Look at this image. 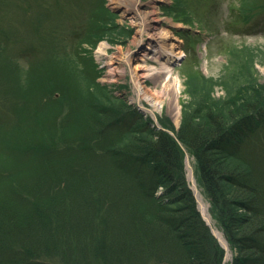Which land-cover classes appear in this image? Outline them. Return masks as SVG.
<instances>
[{
    "label": "trees",
    "instance_id": "16d2710c",
    "mask_svg": "<svg viewBox=\"0 0 264 264\" xmlns=\"http://www.w3.org/2000/svg\"><path fill=\"white\" fill-rule=\"evenodd\" d=\"M208 87L202 97L188 87L177 135L199 154L198 182L232 264H264V99L240 87L217 107ZM42 114L25 125L15 166L38 173L23 182L14 167L0 170V264L222 263L177 140L138 123L133 137L104 127L92 145V136L73 144L46 131L54 115ZM231 149L236 162L222 153Z\"/></svg>",
    "mask_w": 264,
    "mask_h": 264
},
{
    "label": "rangeland",
    "instance_id": "374dc122",
    "mask_svg": "<svg viewBox=\"0 0 264 264\" xmlns=\"http://www.w3.org/2000/svg\"><path fill=\"white\" fill-rule=\"evenodd\" d=\"M148 4L149 0H0V170L14 167L23 182L38 173L15 166L26 150L21 139L25 125L38 115L45 118L42 113L51 119L54 115L55 127L46 122V131H57L59 138L65 135L68 139L62 140L69 143L92 136V145L104 127L130 137L135 131L128 130L138 123L164 131L178 141L203 220L213 236L212 229L224 235L225 243L214 236L224 251L221 264H232L234 250L212 219L198 182L199 154L177 134L186 115L184 104L192 95L188 87L202 97L211 90L209 83L215 84L211 98L217 107L228 94L237 95L240 87L249 88L248 96L242 90L247 98L258 90V102H263L264 0L157 1L151 10L157 9L160 27L185 52L179 60L167 51V44L160 48L151 41L159 35L149 31L143 15ZM147 46V76L139 81L132 72L134 61ZM163 65L172 67L179 89L172 84L156 109L142 91L148 96L161 91ZM233 150L222 153L234 158Z\"/></svg>",
    "mask_w": 264,
    "mask_h": 264
},
{
    "label": "bare ground",
    "instance_id": "6f19581e",
    "mask_svg": "<svg viewBox=\"0 0 264 264\" xmlns=\"http://www.w3.org/2000/svg\"><path fill=\"white\" fill-rule=\"evenodd\" d=\"M157 1L160 0H149V4L147 6H149V8L147 7L145 10V12L143 13V15H145L147 17V22H148V29L149 31H152L154 34L159 35L158 37H153L151 41L156 42V44L159 47H163L165 44H167V48L172 52L175 51L176 53V57H178V54L180 53V49H178L176 46V40L172 39V37L169 35V33L167 32V30L165 28H162V25L160 27L159 25V20L160 18L156 16L157 14V9L154 8L151 10L152 7H154V5L156 4ZM127 6V5H126ZM155 7H157L155 5ZM156 44H151L156 46ZM149 46V45H148ZM148 46L146 47V49L144 48L141 52L140 55L141 57H139V60L136 59L134 62L136 63L133 66V70L132 72L134 73V75L136 76V79L138 78V80H142L144 78V76H147V67L145 66L144 62L151 58L149 56V48ZM136 55V53L134 54ZM148 56V57H147ZM162 67H164L165 71H166V77L164 79V83H163V88L161 89V91L156 92L153 94V96H148L146 91H142V94L144 95V97L148 98L154 105V107L156 109L160 108V105L164 102L165 98L168 96L169 94V89L173 84V87H175L176 89H179L178 86V79L172 77V72L171 69L172 67L167 66V65H163ZM138 80H135V82H139ZM138 84V83H137ZM178 109L176 111V114L178 115ZM190 172H191V168H189ZM202 211L205 212V207L204 204H202ZM216 235L221 239V241L223 243H225V240H223V234L216 231ZM215 236V235H214ZM216 237V236H215Z\"/></svg>",
    "mask_w": 264,
    "mask_h": 264
},
{
    "label": "water",
    "instance_id": "95a60500",
    "mask_svg": "<svg viewBox=\"0 0 264 264\" xmlns=\"http://www.w3.org/2000/svg\"><path fill=\"white\" fill-rule=\"evenodd\" d=\"M208 222V220H206ZM212 231L214 232V234L216 235V232L212 229Z\"/></svg>",
    "mask_w": 264,
    "mask_h": 264
}]
</instances>
